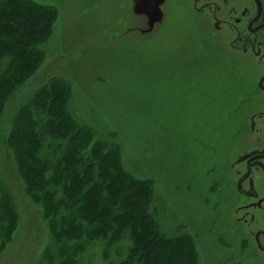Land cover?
I'll return each instance as SVG.
<instances>
[{
  "label": "rangeland",
  "instance_id": "1",
  "mask_svg": "<svg viewBox=\"0 0 264 264\" xmlns=\"http://www.w3.org/2000/svg\"><path fill=\"white\" fill-rule=\"evenodd\" d=\"M22 1L48 15L49 23L36 47L40 63L31 58L28 80L18 86L14 79L16 88L0 108V184L10 190L0 201L16 210L14 224L0 227V264L62 260L44 254L54 248L43 220L48 206L29 201L7 146L19 109L49 98L52 86L70 98L69 120L99 132L107 145H120L122 170L144 192L153 191L150 211L166 238L183 239L198 264H264L253 226L242 223L244 211L236 213L257 201L236 189L245 172L237 160L257 148L260 137L250 129L252 115L264 108V68L257 58L232 49V38L216 32L213 20L197 14L188 0H164L161 20L149 32L147 10L138 5L134 12L135 0H102V15L92 14L101 0ZM84 1L91 11L76 15ZM252 178L258 198L264 197V174L252 169ZM263 207L247 210L259 218ZM95 246L100 250L91 252L90 264H105L103 243ZM128 246L122 243L110 259L121 258ZM141 250L123 256L122 264H146V254L137 256Z\"/></svg>",
  "mask_w": 264,
  "mask_h": 264
},
{
  "label": "trees",
  "instance_id": "2",
  "mask_svg": "<svg viewBox=\"0 0 264 264\" xmlns=\"http://www.w3.org/2000/svg\"><path fill=\"white\" fill-rule=\"evenodd\" d=\"M45 23L48 15L31 10L22 0H0L1 109L16 88L13 80L18 86L28 80L31 58H38L37 66L40 63L42 54L36 47L43 40L40 30ZM46 95L49 98L30 100L19 109L7 141L29 201L48 206L43 220L54 248H46L44 254L60 256L56 264H90L92 253L100 250L95 244L103 243L105 264H122L141 245L144 250L137 256L146 254V264H198L192 250L182 247L183 239L170 240L156 228L149 199L155 197L153 191L145 193L133 175L123 172L120 145H107L99 132L69 120L65 112L70 98H64V91L52 86ZM9 195V188L0 184L3 201ZM15 211L0 201V227L14 224ZM124 242L129 244L124 255L122 250L124 257L110 259L111 251ZM39 264L48 263L43 259Z\"/></svg>",
  "mask_w": 264,
  "mask_h": 264
},
{
  "label": "flooded vegetation",
  "instance_id": "3",
  "mask_svg": "<svg viewBox=\"0 0 264 264\" xmlns=\"http://www.w3.org/2000/svg\"><path fill=\"white\" fill-rule=\"evenodd\" d=\"M188 1L192 2L197 14L203 15L208 21V18L213 20L212 28H214L216 32L224 37L232 38V49L239 50L242 53H246L249 50L251 54L257 58L258 64L264 68V4L262 0ZM142 4H145V2ZM222 26L224 29L221 30ZM208 32L211 33L210 30H208ZM261 78H264V74ZM260 90L264 92V79ZM256 118L258 120H256ZM255 122L259 125L262 124L263 128H256ZM250 129L258 132L260 137L255 138L257 148L241 155V157L248 156L242 161L245 163V172L239 176L236 182V189L241 195L257 199V201L253 203V205L248 204L245 206L246 208H239L236 213H242L244 211L240 219L243 221V224L253 226V240L257 248L264 252V212L259 213V218H256L254 212L247 210H255V207H257V209H262V204H264V197L258 198V193L255 190L252 178V169L254 171H261L264 174V108L261 109V112L252 115ZM241 179V190L239 191L238 181ZM245 181L247 188L243 186ZM246 215L249 216V219H247Z\"/></svg>",
  "mask_w": 264,
  "mask_h": 264
},
{
  "label": "water",
  "instance_id": "4",
  "mask_svg": "<svg viewBox=\"0 0 264 264\" xmlns=\"http://www.w3.org/2000/svg\"><path fill=\"white\" fill-rule=\"evenodd\" d=\"M144 2H145V4H142ZM162 3H163V0H135L134 6H133L134 12H136V7L138 5H140L141 7H144V9L147 10V12H144V15H146V17H147V24H149L148 28L145 29L146 32H149L152 29V26L154 23L160 22L161 13H160L159 7L161 6ZM151 10H153V11H151ZM263 79L264 78H261L259 80L260 88L262 86L261 84H262ZM247 156L240 157L237 160V162L243 161ZM241 182H242V179L238 181V190L239 191L241 190Z\"/></svg>",
  "mask_w": 264,
  "mask_h": 264
},
{
  "label": "bare ground",
  "instance_id": "5",
  "mask_svg": "<svg viewBox=\"0 0 264 264\" xmlns=\"http://www.w3.org/2000/svg\"><path fill=\"white\" fill-rule=\"evenodd\" d=\"M106 5L104 4V1L102 2L101 0V4H99V7L97 9H94V11L92 12L93 15H102L104 12L106 13ZM76 10H80L78 12H76V15H86L89 14V12L91 11V7L89 6V3L87 2H82L80 7ZM207 35V34H206Z\"/></svg>",
  "mask_w": 264,
  "mask_h": 264
}]
</instances>
